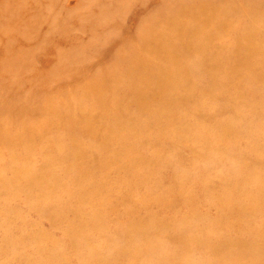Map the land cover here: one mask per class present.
I'll list each match as a JSON object with an SVG mask.
<instances>
[{
  "label": "rangeland",
  "instance_id": "obj_1",
  "mask_svg": "<svg viewBox=\"0 0 264 264\" xmlns=\"http://www.w3.org/2000/svg\"><path fill=\"white\" fill-rule=\"evenodd\" d=\"M0 264H264V0H0Z\"/></svg>",
  "mask_w": 264,
  "mask_h": 264
},
{
  "label": "bare ground",
  "instance_id": "obj_2",
  "mask_svg": "<svg viewBox=\"0 0 264 264\" xmlns=\"http://www.w3.org/2000/svg\"><path fill=\"white\" fill-rule=\"evenodd\" d=\"M180 49V48H179ZM131 68V67H130ZM183 94V93H182ZM187 95V94H186Z\"/></svg>",
  "mask_w": 264,
  "mask_h": 264
}]
</instances>
